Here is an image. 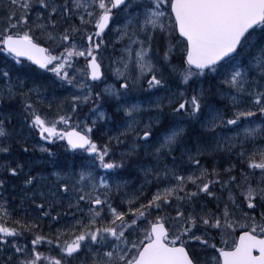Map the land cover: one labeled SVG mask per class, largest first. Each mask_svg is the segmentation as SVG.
<instances>
[{
  "label": "snow or ice",
  "instance_id": "obj_1",
  "mask_svg": "<svg viewBox=\"0 0 264 264\" xmlns=\"http://www.w3.org/2000/svg\"><path fill=\"white\" fill-rule=\"evenodd\" d=\"M0 24V264H264V0H0ZM97 165L143 176L126 209Z\"/></svg>",
  "mask_w": 264,
  "mask_h": 264
},
{
  "label": "rangeland",
  "instance_id": "obj_2",
  "mask_svg": "<svg viewBox=\"0 0 264 264\" xmlns=\"http://www.w3.org/2000/svg\"><path fill=\"white\" fill-rule=\"evenodd\" d=\"M2 27H4V25L3 24H0V28H2ZM35 34H36L37 37H39V41L38 42L40 43V45L49 47V44L45 43L46 37L42 36L38 30H36ZM108 38L111 39L112 41L116 42L117 48L119 49L120 44H119L118 38L116 37L115 33L114 32L111 33V35ZM111 53H112V48L109 47L108 54H111ZM0 54L3 55V56H6L5 53H0ZM9 59L12 60L11 57H9ZM78 59L81 60V58H78ZM80 62H82L83 64L85 63L83 60H81ZM105 65L107 66V59L105 60ZM17 67L19 68L20 66L17 65ZM75 67L78 68V69L79 68H83L80 65L78 66L77 63L75 64ZM48 75H51L54 79H57V78H55L53 76V74L51 72H49ZM113 82H115V77H113L112 80L109 81V83H113ZM58 83H59V81H58ZM77 91H78L77 88L73 87L72 85H69V84H66L65 83L63 85V87L57 86L54 89L53 96L51 97L50 100H53V98H55V103L56 104H59V103L65 101L66 98H70L71 94L74 93V92H77ZM70 123H71L72 127H75L77 124L80 123V121L79 120H75L73 118ZM58 130L71 131L72 128H66L64 125H58ZM77 130H80V129H77ZM96 135H99V133H96ZM35 137L37 139H35L34 142H38L39 144H45V146H48V147H55V149H53V151H56L58 153V155H61L62 154V157L64 159L66 157H68L70 159L69 160L70 163L72 161L81 162L83 157H87L88 156V154L87 153H84L83 151L73 152L70 148H67V145L65 144V140H56L55 144H48L45 141H41L39 139V136L38 135H36ZM94 139H95V136H94ZM37 152H38V155L39 156H37V155L36 156L37 157H40L42 154H40L39 151H37ZM71 154H73V155H71ZM79 170L80 169H78L77 171H79ZM121 170H123V169L104 170L102 168H99L98 165H97L95 167V170L93 171V175H94L95 180H96L97 183L99 182L100 178L103 177L105 179L106 183L109 184V185H111V186H113V189H114V185L116 183H120L121 185H123L125 182H123V181H120L119 182L117 180L119 178L110 177L111 175H109V174H117ZM133 174L135 175V173H133ZM77 179H78V177H77ZM135 181L138 182L140 185H136L135 184ZM126 183H127V187L126 188H122L121 193H120V199H119L120 202H121V204L124 206L123 207L124 209H126L128 207V205L126 203L127 197L124 196V193L125 192H127V193L137 192V190L140 189L141 184L144 183V178L141 175L140 179L133 178V180L130 183H128V182H126ZM145 188H146L145 189V196L146 197H150V195L156 191V188H155L154 185H145ZM115 196L117 197V195L114 194V196H113V205L114 206H120L119 203H118V201L115 199ZM66 219L67 220H71L69 218H66Z\"/></svg>",
  "mask_w": 264,
  "mask_h": 264
},
{
  "label": "bare ground",
  "instance_id": "obj_3",
  "mask_svg": "<svg viewBox=\"0 0 264 264\" xmlns=\"http://www.w3.org/2000/svg\"><path fill=\"white\" fill-rule=\"evenodd\" d=\"M44 47H47V46H44ZM1 55V54H0ZM3 56V55H2ZM8 59H9V57H8ZM2 62V63H1ZM3 62H4V60L3 59H0V67H3ZM9 62L11 63V62H13L11 59H9ZM14 63V62H13ZM25 63H30V62H28V61H25ZM33 67H36L37 69H38V66H35V65H33ZM82 67H84V66H82ZM40 72H42V73H44V70H42V69H38ZM48 73L49 72H46L45 74L47 75V76H49V77H52L51 75H48ZM53 78V77H52ZM54 79V78H53ZM53 92H54V90H52V91H50L49 93H46V96H47V99L48 100H50L51 99V97L53 96ZM85 111V110H84ZM86 112V111H85ZM231 133H229V135H230ZM35 139H37L36 137H34V140ZM52 150L53 149H55V147H50ZM72 150V149H71ZM73 152H76V150H72ZM36 155L37 156H39L38 155V152H36ZM71 155H73V154H71ZM59 157H61V159H63V157H62V154L61 155H58V157L57 158H59ZM62 162V164L64 165V161H61ZM67 167H68V169L69 170H72L74 167L71 165V164H65ZM75 169V168H74ZM78 169H80V167L79 168H77V169H75L76 171L78 170ZM133 173H135V175L133 174ZM135 176V177H134ZM140 177H141V175L140 174H137L134 170H131V169H123L121 172H120V178L119 179H117L119 182L120 181H123V182H128V183H130L132 180H133V178H137V179H140ZM135 184L136 185H140L138 182H136L135 181ZM145 189L146 188H144V192H145ZM5 195H7V194H5ZM227 194L225 193V196H226ZM115 199L118 201V203H119V205L120 206H122V207H124L122 204H121V202H120V194H118L117 195V197L115 196ZM14 203H18V202H14ZM70 219V218H69ZM67 220V219H66ZM67 222H69V223H71V220H67ZM45 230L47 231V228H45ZM21 242H23V240L21 241Z\"/></svg>",
  "mask_w": 264,
  "mask_h": 264
},
{
  "label": "trees",
  "instance_id": "obj_4",
  "mask_svg": "<svg viewBox=\"0 0 264 264\" xmlns=\"http://www.w3.org/2000/svg\"><path fill=\"white\" fill-rule=\"evenodd\" d=\"M0 59H5V56H2V55H0ZM81 60H83L82 58H81ZM80 59H77V61H76V63H77V65L79 66H84V64L82 63V62H80L81 61ZM8 61H9V59H8ZM84 61V60H83ZM2 63V62H1ZM11 63H13V62H11ZM85 111H87V109H85ZM74 119L75 120H77L75 117H74ZM59 160H61V161H64V165L65 164H71L75 169H77V168H79V165L81 164V162H78V161H72L71 163L69 162V158L68 157H66L65 159L63 158V159H61V157H59L58 158ZM66 161V162H65ZM122 171V170H121ZM120 171V172H121ZM120 172L119 173H117V174H109V175H111L110 177H116V178H120ZM163 215V214H162ZM171 215L172 216H175V212L174 211H172L171 212ZM167 226L168 227H170V224H167ZM46 247V246H45ZM41 250H43V248L41 249Z\"/></svg>",
  "mask_w": 264,
  "mask_h": 264
},
{
  "label": "water",
  "instance_id": "obj_5",
  "mask_svg": "<svg viewBox=\"0 0 264 264\" xmlns=\"http://www.w3.org/2000/svg\"><path fill=\"white\" fill-rule=\"evenodd\" d=\"M40 46H42V45H40ZM42 47H44V46H42ZM67 143V142H66ZM166 227V226H165ZM254 254H256V253H254ZM258 254V253H257Z\"/></svg>",
  "mask_w": 264,
  "mask_h": 264
}]
</instances>
